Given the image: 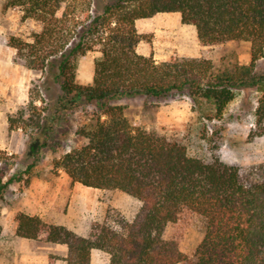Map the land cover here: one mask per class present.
<instances>
[{
    "label": "trees",
    "instance_id": "trees-1",
    "mask_svg": "<svg viewBox=\"0 0 264 264\" xmlns=\"http://www.w3.org/2000/svg\"><path fill=\"white\" fill-rule=\"evenodd\" d=\"M4 7L21 10L24 20L40 26L26 37L12 34L8 41L27 68L59 85L56 111L84 102L101 110L77 130L86 142L63 154L57 166L73 181L118 189L141 201L134 218L109 208L86 235L19 212V236L66 244L67 264H92L94 249L108 253L109 264H264V162L239 166L219 156L206 161L177 139L133 126L124 107L111 103L188 90L194 102L212 106L208 117L221 116L239 85L259 84L255 67L264 56V0H4ZM172 11L196 27L203 45L250 41L251 63L234 72L217 71L204 57L158 61L141 53L137 20ZM89 51L101 55L92 83L82 84L76 79L78 62ZM40 99L39 93L32 96L29 118L21 110L19 118H10V128L37 122L33 105ZM257 116L264 130V95ZM53 129L50 124L43 131L40 146ZM3 179L0 173V193L10 182ZM186 211L206 222L193 257L176 238L166 237L168 225Z\"/></svg>",
    "mask_w": 264,
    "mask_h": 264
},
{
    "label": "rangeland",
    "instance_id": "rangeland-1",
    "mask_svg": "<svg viewBox=\"0 0 264 264\" xmlns=\"http://www.w3.org/2000/svg\"><path fill=\"white\" fill-rule=\"evenodd\" d=\"M177 14L170 12L168 20L163 21H156L154 17L140 19L137 27L142 38L138 50L158 61L175 57L208 58L217 71L234 72L239 66L251 63L250 41L230 40L215 46L203 45L196 27L184 23ZM34 29H40L35 21L24 20L21 10L5 8L4 0H0V173L4 181L10 180L0 193V259L4 262L10 257L7 253L10 234L19 212L41 210L46 218L58 219L55 212L66 213L72 205L74 215L85 214L87 219L84 220H89L87 223L82 220L78 227L79 230L86 227L87 231L94 220H104L109 208H117L127 217L134 218L141 206L140 200L118 189H95L93 194L75 192V181L57 166L63 154L86 142L77 130L93 122L101 110L94 102H84L56 111L59 85L45 80L41 71L27 68L8 41L12 34L26 37ZM98 53L101 55L100 51ZM96 54V51H89L79 60L78 82L90 79ZM255 73L259 84L239 85L234 99L219 117H208L212 106L194 102L188 90L160 98L147 95L122 97L111 103L124 107L133 126L156 130L177 139L191 154L206 161L219 156L228 163L249 166L264 162V130L257 116L260 98L264 95L261 90V86L264 87V56L258 59ZM38 93L41 99L33 106L38 108L35 120L42 124L41 127L32 121L24 127L10 128V118H19L21 110L25 111L24 117L29 118L30 99ZM50 124L54 129L46 139L47 144L40 146L46 137L43 131ZM205 230V219L186 211L178 221L168 225L166 237L176 238L182 251L193 257Z\"/></svg>",
    "mask_w": 264,
    "mask_h": 264
},
{
    "label": "crops",
    "instance_id": "crops-1",
    "mask_svg": "<svg viewBox=\"0 0 264 264\" xmlns=\"http://www.w3.org/2000/svg\"><path fill=\"white\" fill-rule=\"evenodd\" d=\"M172 12L178 13L177 14L178 17H181L180 12H177V11H172ZM169 13L170 12H158L151 17H154L156 21L168 20ZM140 19L137 20V24L139 23ZM96 52H97L96 56L99 57L100 56V54L98 53L99 51H96ZM93 76H94V65H93V71L91 73L90 79L87 82H83V80H81V82L89 84L93 80ZM79 78L81 79V76H79ZM95 189L101 190L100 188L84 185L78 181H75V184H74L75 192H88V193L93 194V193H96ZM79 200L82 201L83 198H80ZM71 208H72V205H69L68 212L63 213V214L59 213L60 211H58V213L55 212V214L60 217V218L58 217V219L57 218L56 219L46 218V216L41 210L36 211V212H31L28 214L39 215L49 222L66 225L69 228L83 235H86L89 229L86 231V227H85L84 230H79L78 227L82 220L83 222H86V223L89 222V220L88 221L84 220V219H87L85 214H79L77 216L74 215L71 212ZM10 235L12 236H10V246L7 250V253L9 254L10 257H8L6 262L0 259V264H67L66 257L68 255V246L66 244L49 243V242H44V241H40L36 239H28L25 237H21L17 234V220H15L14 230L13 232H11ZM109 260H110V256L108 253L102 250H99V249L93 250L92 264H109Z\"/></svg>",
    "mask_w": 264,
    "mask_h": 264
}]
</instances>
